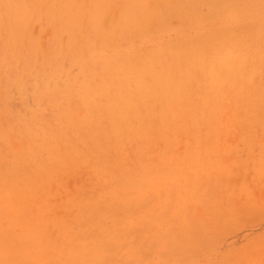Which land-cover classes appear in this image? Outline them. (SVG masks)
I'll return each mask as SVG.
<instances>
[{
    "label": "rangeland",
    "instance_id": "374dc122",
    "mask_svg": "<svg viewBox=\"0 0 264 264\" xmlns=\"http://www.w3.org/2000/svg\"><path fill=\"white\" fill-rule=\"evenodd\" d=\"M0 264H264V0H0Z\"/></svg>",
    "mask_w": 264,
    "mask_h": 264
},
{
    "label": "bare ground",
    "instance_id": "6f19581e",
    "mask_svg": "<svg viewBox=\"0 0 264 264\" xmlns=\"http://www.w3.org/2000/svg\"><path fill=\"white\" fill-rule=\"evenodd\" d=\"M167 2H168V1H167ZM170 2H171V1H170ZM177 3H178V2H177ZM177 3H176V4H177ZM169 4H171V3H169ZM176 4H175V5H176ZM182 5H183V4H182ZM173 7H174V6H173ZM177 7H179V6H177ZM174 8H175V7H174ZM184 8H185V7H184ZM184 8H183V9H184ZM159 9H160V8H159ZM159 9H158V10H159ZM183 9H182V11H184ZM185 9H186V8H185ZM156 10H157V9H156ZM159 12H160V11H159ZM133 14H134V13H133ZM155 14H156V13H155ZM155 14H154V17H156V16L158 15V14H156V16H155ZM180 14H181V13H180ZM182 14H183V13H182ZM185 14H186V13H185ZM170 15H171V14H170ZM183 15H184V14H183ZM183 15H182V16H183ZM188 16H189V15H188ZM151 19L154 21L155 18H154V19L151 18ZM151 19H150V20H151ZM163 19H164V18H163ZM146 20H147V18H146ZM146 20H145V21H146ZM141 21H144V20H141ZM141 21H140V22H141ZM141 23H142V22H141ZM148 24H149V23H148ZM140 25H141V24H140ZM146 26H147V25H146ZM149 26H150V25H149ZM143 28H144V27H143ZM145 30H146V29H145ZM201 38H202V37H201ZM205 39H206V38H205ZM208 39H209V38H208Z\"/></svg>",
    "mask_w": 264,
    "mask_h": 264
}]
</instances>
